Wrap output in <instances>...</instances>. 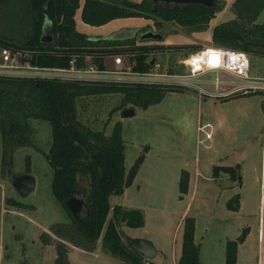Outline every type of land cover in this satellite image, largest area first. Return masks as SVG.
<instances>
[{
  "label": "rangeland",
  "instance_id": "1",
  "mask_svg": "<svg viewBox=\"0 0 264 264\" xmlns=\"http://www.w3.org/2000/svg\"><path fill=\"white\" fill-rule=\"evenodd\" d=\"M235 1L219 0L215 18L201 32L176 23L159 27L147 18L118 19L95 27L83 22L81 9L76 15V30L92 39L121 31L130 34V39L135 38L138 45L163 46L165 50L154 54L162 66L161 72L183 74L187 70L182 63L190 49L213 46L215 27L238 22L232 8ZM263 20L264 13L257 23ZM149 29L161 32L164 41H139V35ZM120 56L126 65L133 63L129 54ZM249 56L251 78L264 79V56L254 52ZM204 78L213 80L215 76L206 74ZM196 91L187 88L170 91L160 104L148 109H134L124 103V96L119 93L77 100L79 120L93 131H104L110 137L116 126L121 125L127 174L148 147L134 184L126 189L125 195L112 196L110 204L112 208L119 205L144 213V227L122 226L121 230L125 238L151 241L158 250L155 264H178L187 218L196 220L195 243L200 247V264H226L227 242L237 240L244 230L248 232L239 246L236 264H264V97L254 96L238 105L215 107ZM131 109L135 110V116L124 117ZM30 124L32 145L15 151L14 164L6 178L1 172L0 133V264H55L58 240L52 237L45 243L43 236L50 235L52 225L71 221L70 214L52 191L54 171L46 158L52 143V127L44 120H31ZM208 124L211 127L201 131ZM206 133L211 134L209 139ZM238 164L242 166V186L225 178L227 175H214L217 166ZM183 171L189 174L185 194L180 193ZM27 172L35 178L36 187L30 194L21 196L14 189L12 179ZM238 194L241 207L234 212L227 203ZM9 199L28 208L9 206ZM68 257L70 264H123L102 249L101 241L93 253L69 245Z\"/></svg>",
  "mask_w": 264,
  "mask_h": 264
},
{
  "label": "trees",
  "instance_id": "2",
  "mask_svg": "<svg viewBox=\"0 0 264 264\" xmlns=\"http://www.w3.org/2000/svg\"><path fill=\"white\" fill-rule=\"evenodd\" d=\"M238 19L222 23L213 29L212 42L217 47L264 56V20L257 23L264 13V0H236L232 5ZM81 9L85 24L103 26L118 19L147 18L162 27L176 23L181 27L204 31L215 18L218 9L202 5H155L153 0L140 3L110 0H0V48L13 53H28L27 59L41 67L69 68L76 60L77 67L88 64V58L102 63L106 58L129 54L134 71L148 73L154 68V55L163 46L138 45L137 40L109 41L104 38L91 40L76 30V15ZM53 43L42 42L45 24ZM145 43V42H142ZM199 50V47L196 49ZM153 54V57L150 56ZM163 85L129 83L58 82L34 79L0 77V133L2 137V177L6 178L14 164L15 151L32 145L31 120L48 121L52 127V143L46 158L54 171L52 191L56 200L70 214L69 223H56L50 235L58 240L55 264H70L69 245L85 252H96L101 241L102 249L118 258L123 264H155L133 250L126 241L122 226L142 228L145 216L141 210L122 206L112 208V196H121L130 188L146 160L148 147L126 173L125 144L121 125L110 137L104 131H93L78 117L77 100L85 96L119 93L124 103L135 109H148L160 104L170 91L183 90ZM263 96L257 91L226 98V101L250 96ZM214 175L229 176L239 186L243 184L241 165L217 166ZM29 174V172H27ZM189 187V174L183 171L180 193ZM84 200L90 217L83 222L74 219L67 207L71 198ZM7 204L28 208L15 199ZM227 207L238 212L241 196L231 198ZM112 214V217L110 218ZM182 253L178 264H200V247L195 243L196 220H185ZM247 230L235 241L226 244V264H236L240 244L246 240Z\"/></svg>",
  "mask_w": 264,
  "mask_h": 264
},
{
  "label": "built area",
  "instance_id": "3",
  "mask_svg": "<svg viewBox=\"0 0 264 264\" xmlns=\"http://www.w3.org/2000/svg\"><path fill=\"white\" fill-rule=\"evenodd\" d=\"M28 53H13L9 48L1 49L0 77L17 79H34L58 82H88V83H129L144 85H163L174 88H198V80L206 74H214L216 97L243 95L264 91V79L256 80L250 76V56L248 53L223 48L206 47L191 53L182 63L187 72L183 74L161 72L162 66L156 62L148 73L134 71V63L126 65L121 56L106 58L102 63H95L88 58V64L77 67L76 60L69 68L41 67L33 65L27 57ZM112 59V63L111 60ZM102 65V69H101ZM223 74L233 77L227 82ZM208 124L201 128H210ZM207 139L211 137L206 133Z\"/></svg>",
  "mask_w": 264,
  "mask_h": 264
},
{
  "label": "water",
  "instance_id": "4",
  "mask_svg": "<svg viewBox=\"0 0 264 264\" xmlns=\"http://www.w3.org/2000/svg\"><path fill=\"white\" fill-rule=\"evenodd\" d=\"M153 2L156 6L159 4H162L165 7H170L173 5L185 6V5L196 4L212 9H216L219 4V0H153ZM49 26H50L49 22H46L45 31L42 36V42L44 43L54 42V36L49 34L50 31ZM130 38H131L130 34L118 33L113 35L112 37L105 38V40L119 41ZM164 39L165 37L161 32H157L152 29H149L139 35V41L141 42L164 41ZM91 40H96V39H91ZM102 68L103 67L101 65V69ZM133 116H135L134 109H131L124 114V117H133ZM12 180H13L12 184L14 189L21 196H26L30 194L36 187V180L30 174L15 175ZM66 205L76 221L83 222L90 217V209L84 200L74 197L69 199ZM126 241L133 250L143 255L145 259L151 261L156 259L158 255V250L151 241L141 238H131L128 236L126 237Z\"/></svg>",
  "mask_w": 264,
  "mask_h": 264
},
{
  "label": "crops",
  "instance_id": "5",
  "mask_svg": "<svg viewBox=\"0 0 264 264\" xmlns=\"http://www.w3.org/2000/svg\"><path fill=\"white\" fill-rule=\"evenodd\" d=\"M153 30V29H152ZM118 33H122L121 31L120 32H118ZM118 33H116V34H118ZM115 35V34H114ZM113 35H111L110 37H112ZM106 38H109V37H106ZM92 39V38H91ZM95 39H98V38H95ZM105 39V38H104ZM212 44H213V42H212ZM213 46H215L214 44H213ZM206 47H212V46H202V47H199V49H203V48H206ZM191 51H189L188 53V56L191 54V53H193V52H195V50L194 49H190ZM197 51V50H196ZM187 56V57H188ZM186 57V58H187ZM185 58V59H186ZM184 59V60H185ZM111 61V63H112V59L110 60ZM214 75V74H213ZM215 76V75H214ZM222 78L224 79V81H227V82H231V81H234V83H238L239 84V82H236V80H234L233 79V77L232 76H230V75H227V74H223L222 75ZM198 82L200 83L199 85H198V88H191L192 90H197L199 93H200V98L202 97L204 100H206V102H210L213 106H215V107H222V106H225V105H231V104H240L241 102H243V101H245V100H247V99H249V98H251V97H254V96H250V97H241V98H235V99H232V100H229V101H226V98H228V97H233V96H236V95H231V96H222V97H216L215 95H214V93H215V88H214V86L213 85H211L213 82H214V79L213 80H207L206 78H204V76H202L199 80H198ZM207 87H210L212 90H209V89H207ZM196 91V92H197ZM259 96V95H258ZM262 98H263V96H261ZM201 98V99H202ZM201 102V101H200ZM262 105V104H261ZM263 107H264V100H263ZM218 120V123H219V121H220V118H218L217 119ZM241 171H242V166H241ZM263 171H264V168H263ZM139 174V173H138ZM225 178H227V179H229V176H225ZM230 180V179H229ZM125 193H126V191H125ZM125 193L123 194V195H125ZM123 195H121V196H123ZM262 201L264 202V195H263V197H262ZM122 207H124V206H122Z\"/></svg>",
  "mask_w": 264,
  "mask_h": 264
},
{
  "label": "flooded vegetation",
  "instance_id": "6",
  "mask_svg": "<svg viewBox=\"0 0 264 264\" xmlns=\"http://www.w3.org/2000/svg\"><path fill=\"white\" fill-rule=\"evenodd\" d=\"M174 6V5H173ZM181 6V5H180ZM186 6V5H185ZM170 7H172V6H170ZM219 8V4H218V6H217V8L216 9H218ZM209 9H212V8H209Z\"/></svg>",
  "mask_w": 264,
  "mask_h": 264
}]
</instances>
